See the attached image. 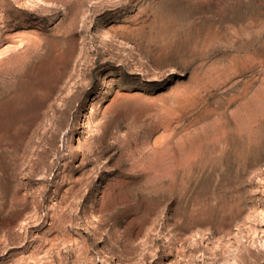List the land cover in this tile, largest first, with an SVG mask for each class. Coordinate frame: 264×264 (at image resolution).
<instances>
[{
    "label": "rangeland",
    "instance_id": "1",
    "mask_svg": "<svg viewBox=\"0 0 264 264\" xmlns=\"http://www.w3.org/2000/svg\"><path fill=\"white\" fill-rule=\"evenodd\" d=\"M0 264H264V0H0Z\"/></svg>",
    "mask_w": 264,
    "mask_h": 264
}]
</instances>
